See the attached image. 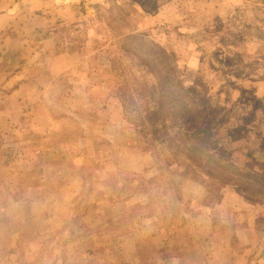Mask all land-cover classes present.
I'll use <instances>...</instances> for the list:
<instances>
[{
    "label": "rangeland",
    "instance_id": "1",
    "mask_svg": "<svg viewBox=\"0 0 264 264\" xmlns=\"http://www.w3.org/2000/svg\"><path fill=\"white\" fill-rule=\"evenodd\" d=\"M0 264H264V0H0Z\"/></svg>",
    "mask_w": 264,
    "mask_h": 264
},
{
    "label": "trees",
    "instance_id": "2",
    "mask_svg": "<svg viewBox=\"0 0 264 264\" xmlns=\"http://www.w3.org/2000/svg\"><path fill=\"white\" fill-rule=\"evenodd\" d=\"M252 178H254V176H251ZM256 178V177H255ZM260 181H262V180H260ZM263 182V181H262Z\"/></svg>",
    "mask_w": 264,
    "mask_h": 264
}]
</instances>
